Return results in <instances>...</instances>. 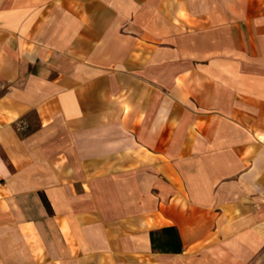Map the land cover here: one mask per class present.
I'll return each mask as SVG.
<instances>
[{
  "label": "crops",
  "instance_id": "obj_1",
  "mask_svg": "<svg viewBox=\"0 0 264 264\" xmlns=\"http://www.w3.org/2000/svg\"><path fill=\"white\" fill-rule=\"evenodd\" d=\"M0 264H264V0H0Z\"/></svg>",
  "mask_w": 264,
  "mask_h": 264
}]
</instances>
